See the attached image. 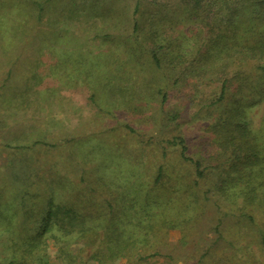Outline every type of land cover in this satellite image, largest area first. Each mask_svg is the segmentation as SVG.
<instances>
[{
    "label": "rangeland",
    "instance_id": "374dc122",
    "mask_svg": "<svg viewBox=\"0 0 264 264\" xmlns=\"http://www.w3.org/2000/svg\"><path fill=\"white\" fill-rule=\"evenodd\" d=\"M228 3L0 0L2 18L20 22L23 30L14 38L0 34V40L13 38L8 48L3 41L0 47V217L12 216L21 235L36 233L34 220L53 192L76 211L101 210L107 192L94 179L116 172L107 169L108 160L104 164L86 152L95 146L98 152L104 143L113 147L110 152L120 145L148 185L162 162L155 139L181 135L191 153L204 158L202 165H211L212 151H206L205 144L216 137L210 127L224 116L226 102L248 103L255 98V89L264 90L260 53L248 48L251 53H234L241 44L253 45L258 35L252 26L261 22L246 10L230 15ZM64 51L72 54L63 61L58 53ZM151 51L159 57L158 66ZM209 53L214 54L213 66L199 72L196 63ZM223 74L229 95L221 101ZM159 87L166 91L164 102ZM248 113L253 126L260 125L264 102ZM122 124L133 132L122 129ZM78 139L86 160L77 153ZM164 168L175 177L190 173L188 166L172 161ZM219 169L213 172L216 176ZM210 181L195 187L201 196ZM113 188L120 190L116 184ZM169 195L171 199L179 193ZM202 203L197 221L171 228L163 242L140 237L105 259L98 239L92 244L77 239L68 253L59 255L49 240L46 264H264V245L243 219L222 217L217 230L212 201ZM86 205L90 207L85 209ZM131 209L127 211L133 214L138 207ZM171 214L181 215L177 209ZM70 228L79 230L77 224ZM7 235L11 233L0 230V263L12 251ZM153 250L159 254L147 256Z\"/></svg>",
    "mask_w": 264,
    "mask_h": 264
},
{
    "label": "trees",
    "instance_id": "16d2710c",
    "mask_svg": "<svg viewBox=\"0 0 264 264\" xmlns=\"http://www.w3.org/2000/svg\"><path fill=\"white\" fill-rule=\"evenodd\" d=\"M238 1L229 0L230 15L246 10L250 14H256L261 23H254L252 26L258 35L253 45L241 44L234 53H247L250 50L260 53V57L264 58V0ZM258 8L260 11H257ZM2 17L3 14L0 13V34H9L14 38L23 33L20 22L15 23L12 19L7 20ZM13 38L0 40V47L8 48ZM231 48L232 45L229 49ZM59 52H62V49ZM71 54L64 51L58 53V56L64 61ZM151 55L154 64L158 66L159 57L155 51H151ZM212 56L214 54L200 57L195 69L203 72V68L209 69L211 65L213 66ZM253 56L254 54H251V57ZM261 66L264 70V65ZM220 78L222 81L219 99L221 98L222 101L229 95L228 82L225 74L220 75ZM255 91V98L248 103L241 104L243 99L239 103H236L238 99L236 101L234 99L230 104L226 102L227 109L224 111V116L210 127L216 137L210 143L207 141L205 147L206 151H212L208 159L212 160L213 165H202L204 158L195 157L190 151L187 140L181 135L172 136L170 139H155L154 144L160 147L162 162L157 168L152 184L148 185L140 179L138 164L125 157L120 145L115 144L116 152H110L113 147L110 146L111 149H108L105 143L98 152L93 150L96 146L91 147L93 149L86 154L90 156L93 154V157H97L104 164L105 160H108L107 169L116 172L113 175H100L94 179L97 183H102L107 192L101 210L76 211L78 208L65 203L57 192H53L47 198L44 212L36 221L34 220L38 228V230L34 229L36 233L31 230L30 233L21 235L14 228L15 221L12 216L8 217L6 214L4 217L1 216L0 230L11 233L7 235L6 243L8 249L12 251L5 262L0 264H32L34 261L46 264L49 240L56 244L58 251L56 254L59 255L63 252L68 253L70 245L77 239L82 238L90 244L96 243L98 239L106 250L105 259L139 241L140 237L157 244L166 239V234L171 228H179L178 226L183 225L184 222L188 225L194 224L197 221L196 213L202 207V201L207 199L212 201L217 214L215 229L218 230L222 217L227 215L233 217L235 222L243 219L245 225L256 232L259 242L264 245V120L254 127L248 113L254 106L264 102V90L260 88ZM157 93H160L164 102L166 91L159 87ZM169 118L172 117L165 119ZM120 127L128 133L133 132L128 125L122 124ZM80 141L78 139L75 143L77 153L86 160L83 142ZM170 161L188 166L190 173H187L186 177L168 174L164 166ZM216 167H220L217 176L213 173ZM210 176L214 178L213 181L209 180ZM206 179L211 182V186L201 191L203 193L201 196L195 187L199 186L201 181L206 182ZM130 180L134 181V185L126 187ZM115 184L120 190L113 188ZM172 191L179 193L178 197L170 199L169 192ZM136 205L138 210L132 212L133 214L127 211V209L132 210L131 208ZM86 206L85 209L90 207ZM174 209L179 210L181 215L172 216L171 211ZM76 224L79 226L78 231L70 228ZM158 254V250H153L147 256Z\"/></svg>",
    "mask_w": 264,
    "mask_h": 264
}]
</instances>
